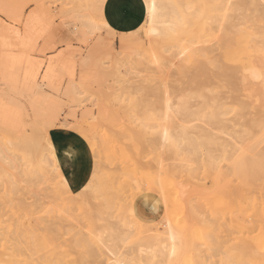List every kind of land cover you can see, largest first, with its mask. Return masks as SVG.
<instances>
[{
	"label": "rangeland",
	"instance_id": "obj_1",
	"mask_svg": "<svg viewBox=\"0 0 264 264\" xmlns=\"http://www.w3.org/2000/svg\"><path fill=\"white\" fill-rule=\"evenodd\" d=\"M178 1L186 6L189 18L186 17L183 24L180 21L174 32L154 33L156 35L151 37L137 35V29L145 24L138 0L134 18L139 23L128 30L114 28L117 38L110 40L107 32L96 31L93 35L90 30L88 5L91 0H0V4L13 6L7 10L0 7V101L8 103L4 109L7 124L0 117V142L5 144V155L0 158V264H75L84 259L75 246L81 228L95 226L101 219L107 222L120 214L131 200L134 186L138 188L135 206L145 228L143 235L151 227L160 229L171 211L172 217L168 216V220L184 230L182 259L189 258H184L187 262H264V151L257 139L259 132L250 138V154L238 165L221 164L216 155L223 151L217 148L216 141L226 143V135L234 133L238 124L243 132L254 125L259 127L264 121V99L257 90L260 83L244 80L245 68L264 67V15L252 10L254 6L247 4L250 0H241L240 7L237 4L240 0H235V12L232 0L226 12L230 20L238 23L221 28L208 20L209 15L194 13L201 0ZM108 2L110 0L104 2L102 13L104 19L110 21ZM24 5H30L27 11ZM241 5L244 11L240 12ZM29 13L55 19L57 24L75 16L71 21L72 32L63 30L65 49L62 54L60 50L53 53L50 46L45 52L43 42L33 53L34 45L29 46L23 36H17L18 30L23 33L21 21H26ZM33 28L39 31L37 20ZM181 48L191 50L188 59L194 57V62L190 66L187 61H177L173 68L171 60L163 68L154 66V54L155 58L166 59L167 52L176 50L178 55ZM55 56V63L61 69H69V77L71 66L85 60L93 86L73 94L69 89L70 78L61 84L59 79L50 76L45 83L43 74L37 70L44 59ZM29 71L35 72L34 85L55 100L52 101L57 108L55 121L87 124L89 119L98 120L97 135L92 142L96 145L94 155L91 146L84 141L91 156L90 176L88 164L86 168L69 167L68 149L60 147V137L66 133L53 127L44 130V125L50 126L55 121L49 125L44 112L31 106V85L24 77ZM133 81L139 84L137 91L141 92L139 111L130 109L127 103L135 95L131 89ZM234 93H238L241 104L231 107L242 108L241 115L214 121L211 132L205 129L203 117L194 119L190 123L192 128L185 132L190 145L199 144L191 146L190 153L162 154L155 144L144 139L138 126L133 127L134 121L149 119L153 108L158 112L165 98L177 106L183 97L184 106L202 114L212 107L217 97ZM97 103L101 106L97 107ZM49 136L55 143L50 155L45 143ZM93 172L96 184L84 193L82 190L92 179ZM61 180L67 183L61 185ZM55 204L66 205L68 214L63 217L52 214L55 209L49 206ZM130 253L126 258L130 259ZM106 256L104 254L105 260Z\"/></svg>",
	"mask_w": 264,
	"mask_h": 264
},
{
	"label": "snow or ice",
	"instance_id": "obj_2",
	"mask_svg": "<svg viewBox=\"0 0 264 264\" xmlns=\"http://www.w3.org/2000/svg\"><path fill=\"white\" fill-rule=\"evenodd\" d=\"M104 0H91L88 5L90 9V30L95 35L96 31L101 34L107 32L109 38L115 40L117 38L114 32V26H118L121 23L130 22L135 17V5L138 0H113V10H112V20H105L102 16V5ZM0 7L8 8L13 7L10 4H0ZM30 5H24V11ZM71 7V5H69ZM145 7L147 14L145 17V24L137 29V35L146 34L151 37L153 35L152 22H154L158 16V5L156 0H152L150 5L141 8V15L145 14ZM169 7L176 8L182 7L177 5H162L161 10H166ZM216 7H222V5H216ZM230 7V5H229ZM75 19V16L68 17L67 20L62 21L57 24L55 19L49 20L46 17L40 16L38 13H29L28 19L22 20L24 26V31L21 33L17 31V36H23L26 43L32 47L33 53L35 49L41 46L43 42L46 47L44 51L50 50L56 53L60 50L61 54L65 49L64 40V29H67L69 33L72 32L71 21ZM37 20L39 22V31H35L33 28V22ZM214 23H218L221 28H224L229 23H238L236 20H230L228 13L225 12L223 18H214ZM136 24L139 23L137 19ZM135 27V24H132ZM159 35V33H157ZM123 39V37H120ZM71 43V40L68 41ZM190 49L179 50V54H176V50L166 53L167 58H155L153 64L157 68H163L168 64L169 60L172 61V67H175L177 61H187L190 66L194 62L193 59H188L190 55ZM45 65L47 66L45 68ZM257 71L261 74V83H264V67L259 70L256 68L245 69V72H251L255 74ZM39 74H43L45 83L49 81L51 76L54 80L59 79L61 84L65 79L70 78L69 89L72 90L73 94L81 93L84 89H88L93 86V79L90 74V70L87 62H82L81 64L72 65L69 69L65 67L61 69L59 65L55 63V57H50L44 59L40 63V68L38 70ZM79 73V76H77ZM135 74L133 70L132 75ZM78 80V83H77ZM139 84L135 81L131 84V89L135 92L132 99L129 100L128 107L134 111H139V96L140 91H137ZM86 93L84 96L86 98ZM167 95V92H165ZM94 102H95V98ZM184 98H180V103L174 110L171 105L172 100L167 101L169 107L166 111L156 112L153 108L150 114V118L147 120H136L133 123V127H139V131L143 133L144 139L148 140L150 143L155 144L161 153L167 152L169 155L175 154L180 156L182 153H190L191 145L187 138L186 132H182L180 127L177 125L183 120L186 113L182 109ZM240 105L241 101L239 99L238 93L230 94L228 97H217L212 101V107L205 111L204 119L202 123L205 129L211 132L214 121H226L230 118L241 115L243 109L240 107H231V105ZM101 105L97 103V107ZM147 111V110H145ZM5 124H7V117H5ZM171 125V127H170ZM98 120L92 118L88 120L87 124L83 122H69V121H55L52 125L46 126L45 131H48L49 127L62 129L66 134L61 135L60 139L62 143L60 147H66L68 149V156H66V161L70 168L75 169L77 165L81 168H86L88 164V152L89 148L85 146L84 141L88 142L91 146L93 155L95 154L96 145L93 142L95 139L98 128ZM123 131V129H121ZM259 132L258 142L262 151H264V121L261 122L259 127L252 126L251 128H245L243 132L240 130L239 124L236 127L234 133L226 135V143L221 144L219 140L216 141L217 148H222L223 151L217 152L216 155L219 156L221 164L232 163L238 165L247 155L250 154L249 141L250 138ZM75 133V135H72ZM51 140V137H48ZM76 149V152L72 150ZM49 151H53L54 147L49 146ZM87 179V175H85ZM61 185L66 184L67 181L61 180ZM83 183V181H81ZM96 184V173L93 172L91 180H88V184L84 186L83 192L87 193L92 189V186ZM64 189L61 188V191ZM138 188L134 186L133 195L130 201H128L122 208V212L116 216H112L107 222L103 219L99 220L95 226L82 227L79 236L76 241V248L79 249L81 254L84 255V259L77 260L75 264H135L134 260H130L127 257L129 251H134L141 243V237L144 234V226L139 218V213L135 206V193ZM50 209L54 208L55 212L52 213L57 216H66L68 214V207L60 206L59 204L50 205ZM42 214H47L42 213ZM186 227V226H185ZM168 233L166 234L171 240L172 255L178 252V246L183 245V229L179 226L174 227L171 222L167 224ZM167 240L165 241L164 247L167 248ZM143 251V248H141ZM104 254H107L108 259H104ZM141 264L143 262L141 261ZM231 264V262H229ZM264 264V262H262Z\"/></svg>",
	"mask_w": 264,
	"mask_h": 264
},
{
	"label": "bare ground",
	"instance_id": "obj_3",
	"mask_svg": "<svg viewBox=\"0 0 264 264\" xmlns=\"http://www.w3.org/2000/svg\"><path fill=\"white\" fill-rule=\"evenodd\" d=\"M106 0H104V2H105ZM144 1V3H145V6H147V5H150V3L152 2V0H143ZM236 1H239V0H236ZM243 2H244V0H242ZM104 2H103V4H104ZM182 2V1H181ZM179 3V1L178 0H156V3H157V5H158V16H157V18H156V20L154 21V22H152V31H153V34L154 33H159L160 34V32L162 33V32H169V31H172L173 30V32H174V29H176V26L178 25V24H180L179 22L181 21L182 23L181 24H183V20L187 17V15H186V12H185V8L184 7H186V6H182V9H181V7H176V8H172V7H169L168 9H166V10H161V8H160V6H162V5H177V6H181L182 5V3ZM187 2H189L188 0H187ZM241 2V0L239 1V2H237V4L238 3H240ZM242 2V3H243ZM247 2V1H246ZM250 2L251 3H249V1H248V5L250 6V4H252L253 6H254V8H252V7H248V8H252V10L254 11V9H256L255 11H256V13H258V15H264V0H250ZM195 3V2H194ZM194 3H192V4H194ZM198 3V2H197ZM187 4V3H186ZM191 4V5H192ZM196 4V3H195ZM232 4V0H201V3H199L198 4V6H197V8L194 6L193 8H196V10L194 11V13H196V15H209V18L210 19H208L209 21H211V22H213V20H214V18H223V16H224V13L231 7H229V5H231ZM234 4H236L235 3V0L233 1V5ZM241 4V3H240ZM240 4H238V7H240ZM216 5H222V7H216ZM248 5H246V6H248ZM188 6V5H187ZM235 6V9H234V11L236 10V5H234ZM233 6V7H234ZM244 6V5H243ZM189 7V6H188ZM187 7V8H188ZM245 7V6H244ZM102 8H103V5H102ZM146 8V7H145ZM186 8V9H187ZM242 8V9H241ZM241 8H239V11L240 10H243V7H242V5H241ZM190 9H192V8H190ZM238 9V8H237ZM247 9V8H246ZM245 9V10H246ZM244 11V10H243ZM250 11H251V9H250ZM258 11V12H257ZM193 12V11H192ZM191 11H190V13H192ZM236 12V11H235ZM241 12V11H240ZM246 12V11H245ZM189 13V12H188ZM231 13V12H230ZM146 14H147V10H146ZM237 14V13H236ZM235 14V15H236ZM239 14V13H238ZM241 14H243V12L241 13ZM248 14V13H247ZM250 14V13H249ZM248 14V15H249ZM193 15V14H192ZM231 15V14H230ZM232 15H233V12H232ZM231 15V16H232ZM257 15V14H256ZM257 15V16H258ZM102 16H103V13H102ZM195 16V15H194ZM240 17H241V15H239ZM244 16H245V13H244ZM243 16V17H244ZM146 17V16H145ZM228 17H229V15H228ZM242 17V18H243ZM259 17V16H258ZM263 18H264V16H262ZM261 17V18H262ZM187 18H189V17H187ZM236 18H239V17H237L236 16ZM245 18V17H244ZM260 18V17H259ZM103 19H104V17H103ZM241 19V18H240ZM145 20V19H144ZM190 22H191V20L190 19H188ZM238 20V19H237ZM214 23V22H213ZM179 27V26H178ZM83 31V30H82ZM146 32H147V30L145 31V34H146ZM128 34V33H127ZM109 35V34H108ZM147 35V34H146ZM156 35V34H155ZM155 35H153V36H155ZM109 39V38H108ZM111 40V39H110ZM107 43H109V40H108V42H106V45H107ZM263 45H261V47H262ZM182 47V46H181ZM260 47V48H261ZM183 48V47H182ZM181 48V49H182ZM132 49H134V48H132ZM126 50V49H125ZM117 53V52H116ZM113 54V53H112ZM111 54V55H112ZM119 54V53H118ZM117 54V55H118ZM89 55V54H88ZM59 56V55H58ZM108 57V56H107ZM112 57V56H111ZM55 58H56V56H55ZM89 58H90V55H89ZM106 58V57H105ZM57 59H59V58H57ZM115 59H116V57H115ZM261 60V59H260ZM14 61V60H13ZM14 62H17V60L16 61H14ZM13 62V63H14ZM68 62V61H67ZM84 62H85V60H84ZM104 62V61H103ZM258 62V61H257ZM262 62V61H261ZM66 63V62H65ZM73 63V62H72ZM15 64V63H14ZM59 64V63H58ZM95 65V64H94ZM47 67V66H46ZM246 67V66H245ZM250 68H256L257 70H259L260 68H259V66L257 67V66H250V67H248L247 69H250ZM246 69V68H245ZM245 69H244V72H245ZM37 72H38V70H37ZM33 73H35V72H33V71H29V72H27V75H24V77L26 76V78H28L29 79V82H30V90H31V94H30V97H31V106L34 108V110H36V111H41L42 110V112H44V114H45V122L46 123H48L49 125L50 124H52L54 121H55V119H56V117H57V108L55 107L56 106V103H52V101H54L55 102V100H53L52 99V97H50V96H47L45 93H43L42 91H40L39 89H38V87H36L35 85H34V81L36 80V78H34L35 76H34V74ZM243 73V72H242ZM26 74V73H25ZM244 76H245V74H244ZM260 77H261V74L259 73V71H257L255 74H253V73H251V72H248V73H246V78H244V80L245 79H247L249 82L251 81H257V82H259L260 83V85L257 83V85H259V89H258V87H257V90H259V92H258V95H260L263 99H264V83H261V79H260ZM43 78V77H42ZM27 79V80H28ZM52 79V78H51ZM36 82V81H35ZM36 84V83H35ZM247 84V83H246ZM250 84V83H249ZM252 84H253V82H252ZM255 84V83H254ZM253 86V85H252ZM256 91V90H255ZM256 93H257V91H256ZM256 95V94H255ZM4 96V95H3ZM50 97V98H49ZM167 99V100H166ZM263 99H262V101H263ZM29 101H30V99H29ZM164 101V100H163ZM167 101H169V99L168 98H165V101H164V105L158 110V112H161V111H166L167 110V108L169 107V105H168V103H167ZM180 103V100L178 101V104ZM184 103V102H183ZM261 103V102H260ZM262 103H264V102H262ZM261 103V104H262ZM8 104V103H7ZM6 103H4L3 101H0V117L1 118H3V120H5V117H7L8 115H7V113H4V109H5V107H6V105H7ZM260 104V105H261ZM171 107L175 110L176 108H177V106H175V105H171ZM264 107V106H263ZM182 109H183V111H184V113H186V115L184 116V118H183V120L177 125V127H180L181 128V130H182V132H185V130L187 129V128H189V130L192 128V126L193 125H190V123L194 120V119H198L199 117H203L204 118V113H202V114H200L198 111H192V110H190V109H188L186 106H184V105H182ZM156 111H157V109H156ZM39 115V114H38ZM41 116V115H40ZM8 118V117H7ZM39 119H42V117L40 118V117H38ZM200 119V118H199ZM36 120V119H35ZM30 121V120H29ZM42 121H44V120H42ZM43 123V122H42ZM194 124V123H193ZM201 124V123H200ZM199 124V125H200ZM36 125V124H35ZM196 125H198V124H196ZM45 127H46V125H44ZM170 127H171V125H170ZM199 127V126H198ZM202 127H203V124H202ZM194 128V127H193ZM38 129H40L39 127H38ZM37 129V130H38ZM196 129H197V127H196ZM200 129H202L201 127H200ZM199 128H198V130H200ZM45 130V129H44ZM43 130H41V132H42ZM195 131V130H194ZM197 131V130H196ZM31 132V131H30ZM33 132V131H32ZM199 132V131H198ZM45 133V132H44ZM188 133V132H187ZM205 133V132H204ZM23 135H25V133L23 134ZM45 136V135H44ZM187 136H189V135H187ZM50 137V136H49ZM198 137H200V136H198ZM188 138V137H187ZM194 138V137H193ZM205 138V137H204ZM209 138V137H208ZM208 138L206 139V140H208ZM189 139V138H188ZM200 139V138H199ZM211 139V138H210ZM209 139V140H210ZM39 140V139H38ZM48 140V139H47ZM46 140V141H47ZM202 140V139H201ZM208 140V141H209ZM32 141V140H31ZM190 141V140H189ZM197 141V140H196ZM204 141V140H203ZM212 141V140H211ZM29 142V141H28ZM44 142V141H43ZM191 142L192 143H194L193 142V139L191 140ZM23 143V142H22ZM22 143H21V145H22ZM34 143V142H33ZM46 143V148L48 149V147L49 146H51V147H54V145H55V143L53 142V140L51 141H47V142H45ZM208 143V142H207ZM38 144V143H37ZM199 144V143H198ZM198 144H195V145H198ZM200 144H201V142H200ZM11 145V144H10ZM20 145V146H21ZM24 145H25V143H24ZM23 145V146H24ZM195 145H191L193 148H194V146ZM4 146H5V144L4 143H1L0 142V158L3 156V155H5L4 153ZM26 146H27V144H26ZM31 146H32V144H31ZM30 146V147H31ZM33 146H34V144H33ZM45 145H43L42 147H44ZM202 146H204L203 145V143H202ZM207 146V145H206ZM205 146V147H206ZM25 147V146H24ZM28 147V146H27ZM19 148V147H18ZM17 148V149H18ZM208 148V147H207ZM212 148V147H211ZM192 149V148H191ZM216 149V148H215ZM214 150V149H213ZM52 151H50V153H51ZM192 152V151H191ZM196 152V151H195ZM205 152H207V151H205ZM212 152V151H211ZM210 153V152H209ZM42 154V153H41ZM48 154H49V150H48ZM36 155H39L40 156V154H36ZM50 155V154H49ZM206 155V154H205ZM212 155V154H211ZM30 156V155H29ZM28 156V157H29ZM32 156H34V155H32ZM210 156V155H209ZM26 157V156H25ZM206 157H208V156H206ZM211 157V156H210ZM213 157H214V155H213ZM34 158H36V157H34ZM34 158H33V162L32 163H34ZM205 158V157H204ZM212 158V157H211ZM215 158V157H214ZM209 160H210V162H211V159L210 158H208ZM207 159V160H208ZM31 160V159H30ZM38 160V159H37ZM208 160V161H209ZM36 161V160H35ZM14 163V162H13ZM31 163V164H32ZM16 165V164H15ZM36 165V164H35ZM41 165V164H40ZM214 165V164H213ZM23 166V165H22ZM22 171V170H21ZM16 174V173H15ZM26 174V173H25ZM25 174H24V177H25ZM23 175V174H22ZM19 176V175H18ZM21 176V175H20ZM23 177V178H24ZM24 181V180H23ZM26 181V180H25ZM26 184V183H25ZM160 184V183H159ZM138 185V184H137ZM139 185H140V183H139ZM31 186H33V185H31ZM140 187V186H139ZM158 187H159V185H158ZM164 187H166V186H164ZM152 189H153V187H152ZM167 189V188H166ZM153 190H155V189H153ZM159 190H161V189H159ZM165 190V189H164ZM165 192H166V190H165ZM167 192H168V190H167ZM163 194V193H162ZM166 194V193H165ZM169 194V193H168ZM168 194H166V196L168 197V196H170V194H171V192H170V194L168 195ZM165 196V197H166ZM20 197V196H19ZM162 197H163V195H162ZM127 198V197H126ZM18 199V198H17ZM168 199V198H167ZM170 200V199H169ZM174 200V199H173ZM6 202V201H5ZM21 202V201H20ZM166 203H167V201H166ZM165 203V204H166ZM174 204H175V202H174ZM9 206V205H8ZM166 206V205H165ZM173 206V205H172ZM23 207V206H22ZM1 208V207H0ZM169 208V207H168ZM170 209V208H169ZM168 210V209H167ZM166 210V211H167ZM171 210V209H170ZM169 210V211H170ZM174 210V209H173ZM6 211V210H5ZM171 212V211H170ZM169 212V213H170ZM167 213V212H166ZM169 213L167 214V216H166V218L168 217V216H170V217H172L171 215H169ZM98 215V214H97ZM104 215V214H103ZM173 215V214H172ZM2 217H4V216H2ZM100 217H102V216H100ZM165 218V217H164ZM164 219V220H166V221H163V219H162V221L160 220V223L162 224V227L161 226H159V227H161L160 229L158 228H154V229H152V227H151V230H149L148 229V231L149 232H145V235H143L142 237H141V243H140V245L138 246V247H136V249L134 250V251H132L130 254L132 255L131 257H130V260H134L135 261V264H141V261L143 262V264H194V263H192V262H190L191 260H189L188 262L185 260V259H189V258H185V256H184V258L182 259V254L184 253V248H185V245H184V239H183V245H182V247H180V246H178V252H177V254L175 255V257H173V255H172V246H171V240H170V238L166 235L167 233H168V229H167V224L170 222L169 220H171V219H169L168 220V218L167 219ZM35 219V218H34ZM2 220V219H1ZM17 221V220H16ZM35 222V221H34ZM173 224V223H172ZM173 225H177V224H173ZM156 227H158V226H156ZM175 227V226H174ZM148 228V227H147ZM145 229V228H144ZM17 239V238H16ZM22 240V239H21ZM167 240V244H168V246H167V248H165L164 247V244H165V241ZM188 240V239H187ZM186 244H188L189 245V243L188 242H185ZM11 244H13V243H11ZM141 248H143V251H141ZM188 251V250H187ZM190 252V251H189ZM129 253H127L128 254V256H129ZM107 254H105V256H106ZM127 256V257H128ZM190 256H191V254H190ZM40 257V256H39ZM107 257V256H106ZM194 257H196L195 255H194ZM191 258V257H190ZM107 259H108V257H107ZM195 259V258H194ZM197 259V258H196ZM195 259V260H196ZM183 260V261H182ZM31 261V260H30ZM186 261V262H185ZM198 261V259L196 260V262ZM52 262V261H51ZM62 262V261H61ZM196 264H204V263H202V262H197Z\"/></svg>",
	"mask_w": 264,
	"mask_h": 264
},
{
	"label": "crops",
	"instance_id": "obj_4",
	"mask_svg": "<svg viewBox=\"0 0 264 264\" xmlns=\"http://www.w3.org/2000/svg\"><path fill=\"white\" fill-rule=\"evenodd\" d=\"M141 4H142V7L145 6V3L143 0H140ZM108 8H109V12H110V17H111V20L113 19V16H112V10H113V0H110V2H108ZM146 16V8H145V14H144V18ZM135 23V18L133 20H131L130 22H125V23H121L119 24L118 26H114V28H116L118 31H123V30H128L130 29V27L132 26V24ZM72 135H75L74 133ZM88 165L90 166V169H89V176L91 175V156H90V152H88Z\"/></svg>",
	"mask_w": 264,
	"mask_h": 264
}]
</instances>
